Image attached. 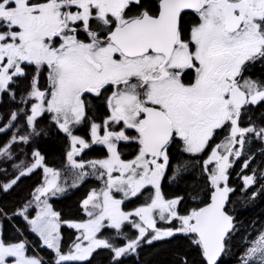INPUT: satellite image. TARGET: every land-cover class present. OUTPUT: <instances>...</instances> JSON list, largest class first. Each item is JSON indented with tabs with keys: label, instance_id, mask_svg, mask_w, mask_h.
I'll list each match as a JSON object with an SVG mask.
<instances>
[{
	"label": "snow or ice",
	"instance_id": "6c2138e0",
	"mask_svg": "<svg viewBox=\"0 0 264 264\" xmlns=\"http://www.w3.org/2000/svg\"><path fill=\"white\" fill-rule=\"evenodd\" d=\"M133 6L137 12L129 15ZM189 12L197 18L190 27L185 20ZM81 33L85 39L79 38ZM258 60H264V0H158L155 8L142 0H0V92L8 91L14 77L27 75L25 66H35L28 98L38 102L32 104L27 123L34 126L38 116L51 113L52 121L71 139L67 158L73 168L84 169L85 164L74 157L90 147L84 138L73 135L72 128L88 119L92 104L88 98L103 97L108 108L102 123L90 124L91 142L106 146L108 156L87 162L93 169L105 170L101 177L107 176L105 187L82 202L89 219L61 221L60 213L41 199L49 192L55 196L65 191L57 184L59 173L49 167H44L45 184L35 190L39 209L35 217L28 215L33 202L20 210L30 230L55 250L54 264L87 261L99 248L110 249L116 260L135 251L149 230L155 235L148 243L177 232L194 234L193 243L201 247L206 264H218L235 227L225 210L234 191L228 186L229 156L242 155L234 146L243 147L246 134L264 138V128L239 126L242 109L264 103V83L249 78L241 84L238 79L248 64ZM44 68L48 87L41 90L39 76ZM109 89L111 94L105 96ZM16 118L13 113L12 120ZM227 125L231 127L226 141L204 161L212 185L209 201L179 215L181 198L165 199L160 187L170 145L179 138L185 152L200 153L215 131ZM19 139L27 142L28 137ZM122 141L137 145L134 159L121 158ZM15 142L14 136L0 154L8 153ZM221 148L226 154H220ZM32 155L34 163L0 185L4 191L42 166L45 157L39 151ZM213 163L215 167L209 168ZM243 180L247 187L255 183V176ZM147 185L154 187V196L134 212L123 211V200L112 194L115 189L125 199L135 197ZM157 212L161 220L178 219L181 226L157 229ZM133 216L140 221L132 222L139 232L137 239L114 247L97 237L105 221L119 230ZM62 223L80 230L67 254L61 252ZM25 252V242L0 240V264H8L9 259L12 264H42ZM257 254L259 264H264V234L248 249L242 264H250Z\"/></svg>",
	"mask_w": 264,
	"mask_h": 264
},
{
	"label": "trees",
	"instance_id": "16d2710c",
	"mask_svg": "<svg viewBox=\"0 0 264 264\" xmlns=\"http://www.w3.org/2000/svg\"><path fill=\"white\" fill-rule=\"evenodd\" d=\"M251 79L264 83V60H258L250 67ZM26 76L14 77L8 91L0 94V148L9 145L8 153L0 154V185L10 183L26 167L34 163L33 152L40 151L45 157L44 164L59 169L61 175L69 174L67 153L71 149V139L52 121L51 113L38 116L34 126L27 123L31 115V106L35 98H28L31 91L32 77L36 73L35 66H25ZM39 87H48L47 69L41 70ZM22 97L24 100H22ZM100 104V103H99ZM103 104V103H102ZM101 104V106H102ZM95 107H92V114ZM16 113V120L12 114ZM242 114V125L254 126L257 130L264 128V103L250 105L248 111ZM94 115V114H93ZM11 123V127H6ZM21 136H27V142L21 141ZM91 139L89 135H83ZM137 145L127 144L126 150L120 145L121 157H132ZM242 155L228 169L230 194L226 209L234 216V230L226 240V249L218 264H242L249 248L264 232V138L255 133L245 137L243 147L239 145ZM108 156L107 148L95 144L85 149L79 158L83 160L99 159ZM245 161L248 167H244ZM254 175L255 183L245 186L243 177ZM43 167H38L32 173L22 176L10 189L4 191L0 187V227L3 241L7 244L25 242L29 254H37L42 264H54L55 250L44 245L42 238L30 230V226L20 210L32 202L35 190L45 182ZM73 176V175H72ZM75 185V186H73ZM101 187V180L87 177L82 180L74 179L63 194L50 199L56 212L60 213L61 221H82L87 214L82 208V202L90 192ZM150 187L143 189L137 196L125 201L123 209L128 211L139 205L147 204L150 199ZM212 185L208 173L204 169V156L189 154L184 151L183 144H175L171 148V163L163 178L161 192L165 199L181 198L177 205L180 215L188 214L191 210L202 207L209 201ZM150 194V195H149ZM255 194V195H254ZM37 208L28 209L29 218H33ZM160 222L159 225H162ZM61 252L66 253L77 240L78 231L68 224L61 226ZM100 235L107 236L115 247L136 238L138 231L130 223H125L122 230L103 228ZM143 238L132 253H127L114 260L110 249H96L87 261H64L61 264H206L200 246L193 243L194 234L177 232L171 237H162L148 243ZM250 264H259L257 257L250 258Z\"/></svg>",
	"mask_w": 264,
	"mask_h": 264
},
{
	"label": "rangeland",
	"instance_id": "374dc122",
	"mask_svg": "<svg viewBox=\"0 0 264 264\" xmlns=\"http://www.w3.org/2000/svg\"><path fill=\"white\" fill-rule=\"evenodd\" d=\"M2 92H0V94H1ZM38 101L36 100V102L35 103H37ZM52 115V114H51ZM243 127H252L250 124L248 125H243L242 126V128ZM254 127V126H253ZM255 128V127H254ZM101 135H103V132L101 131V133H100ZM73 135H74V132H73ZM77 136V135H76ZM246 136H248V134H246ZM79 137H82V136H79ZM82 138H84V137H82ZM89 144H90V142H91V139L90 140H88V139H86V138H84ZM226 140H221V141H219V142H217V144H215V145H212L211 146V148H210V150H209V153H208V156L205 158V161L208 159V157L210 156V154H211V152H212V150H213V148L216 146V145H221V144H223L224 142H225ZM93 145H95V144H93L92 142H91V144H90V147L91 146H93ZM98 145H100V144H98ZM77 147H79V145H77ZM106 147V146H105ZM87 149V148H86ZM239 149V148H238ZM85 150V149H84ZM83 150V151H84ZM39 151V150H38ZM70 151H71V149H70ZM82 151V152H83ZM219 152H220V154H223V148H221V149H219L218 150ZM40 152V151H39ZM82 152H80L78 155H76L75 157H74V159L76 160V162L77 163H84L85 164V167H84V169H77V168H73L72 167V165H71V163L69 162V160H68V168L69 169H71V171H70V173L69 174H66V175H63V177H62V175H61V171L58 169H54V168H52V167H49V166H46L45 164H44V161H43V164H42V166H40V167H43V169H44V167H49V168H52L53 170H55V171H57L58 173H59V176L56 178L57 179V184L59 185V186H61V187H63L64 189H65V191H67V188H68V186L70 185V184H73V181H74V179L75 180H77V182L79 181V180H82V179H84V178H87V177H94V178H97V179H99V180H101V187L99 188V189H94L96 192H100L104 187H105V182H106V180H107V176L106 175H104L103 177H101V175H100V173L101 172H104L105 170L104 169H101V168H99V167H97L96 169H93L87 162L88 161H93V160H103V159H106L107 157H104V158H99V159H90V160H83V159H81V158H79V156L81 155V153ZM40 154L42 155V153L40 152ZM43 156V155H42ZM135 158V157H134ZM134 158H129V159H124V160H126V161H129V160H132V159H134ZM238 157H233V159L231 160V166H233L232 164H234L235 163V161H236V159H237ZM123 159V158H122ZM215 167V166H214ZM213 167V168H214ZM229 169H231V167H229ZM82 172H84V173H87V175H84V176H81V173ZM73 175V176H72ZM113 175H118V173H113ZM227 175H228V186L230 187V173H229V171H227ZM49 178H51L50 176H49ZM161 182V181H160ZM45 184V182L43 183V185ZM42 185V186H43ZM148 186V185H147ZM41 187V186H40ZM146 187V186H145ZM231 188V187H230ZM145 189V188H144ZM94 190H92L91 192H90V194L94 191ZM143 190V189H142ZM142 190H141V192H142ZM64 191V192H65ZM64 192H62V193H57V195H55V196H58V195H61V194H63ZM154 192H155V189H154V187H152L151 189H150V194L152 195V197L154 196ZM89 194V195H90ZM112 194H113V196L116 198V199H121V200H123V203L125 202V201H127V200H129V199H131V198H133V197H130V198H127V199H125L124 197H123V194L122 193H119V192H116L115 191V189H113V192H112ZM149 194V195H150ZM88 195V196H89ZM138 195V194H137ZM52 197H54L52 194H51V192H49L48 194H46L45 196H42L41 197V199L42 200H47V202L49 203V204H51V202H50V199L52 198ZM151 200V199H150ZM32 202H33V204H32V206H35L36 207V205H35V203H34V198H33V200H32ZM123 203L121 204V209L123 210V211H125V212H134L135 211V209H137V208H139V207H142V206H144V205H139V206H137L136 208H134V209H132V210H128V211H126V210H124L123 209ZM150 203V202H149ZM52 206V205H51ZM37 208V207H36ZM53 208V207H52ZM54 210V209H53ZM37 211H39V209L37 208ZM55 211V210H54ZM178 211V210H177ZM192 211V210H191ZM190 211V212H191ZM180 215V214H179ZM185 215H187V214H185ZM35 217V216H34ZM33 217V218H34ZM89 219V217L87 216V218L85 219V220H82V221H69V222H83V221H86V220H88ZM154 219L156 220V228L157 229H160V230H168V229H176V228H179L180 226H181V224H180V221L178 220V219H173V220H171V221H169L168 219H165V220H161L160 218H159V214H158V212L157 213H154ZM136 222V223H139L140 221H139V218L138 217H135V216H133V217H131L130 218V220L129 221H126L125 223H130L131 225H132V222ZM160 222H163V224L162 225H159L160 224ZM124 223V224H125ZM62 224H64V223H62ZM62 224H61V226H62ZM107 224H108V222L107 221H105V227L106 228H110V229H114V228H111V227H108L107 226ZM123 224V225H124ZM123 225H122V227H121V229H116V230H118V231H120V230H122V228H123ZM104 227V228H105ZM60 229H61V227H60ZM103 229V228H102ZM101 229V230H102ZM77 231H78V236L80 235V230H78V229H76ZM138 231V230H137ZM101 232V231H100ZM100 232L97 234V237L98 238H100V239H107L108 241H109V243H111L110 242V240H109V238L107 237V236H102V235H100ZM262 234H264V232L262 233ZM153 235H155V232L153 231V230H149L148 232H147V234H146V236L144 237V238H148L147 240H151V238H152V236ZM60 236H61V230H60ZM139 236V232H138V235H137V237ZM261 236V235H260ZM137 237L136 238H133V239H130V240H134V239H137ZM259 239V238H258ZM257 239V240H258ZM0 240H2L3 241V236H2V228L0 227ZM130 240H128V241H126L124 244H121V245H118V246H115V247H123V246H125ZM142 240V239H141ZM140 240V241H141ZM4 242V241H3ZM23 242V241H22ZM77 242V240L74 242V243H76ZM5 243V242H4ZM16 243H19V242H16ZM74 243L72 244V246H71V248H70V250H72V248H73V245H74ZM86 243V242H85ZM5 244H7V243H5ZM12 244V243H11ZM60 244H61V241H60ZM139 244V243H138ZM137 244V245H138ZM253 247V246H252ZM136 249H137V247H136ZM135 249V250H136ZM54 250V249H53ZM69 250V251H70ZM68 251V252H69ZM68 252H66V253H64V254H67ZM132 252H134V251H129L128 253H132ZM63 253V252H62ZM25 254L27 255V256H29V257H36V258H39V259H41L39 256H37V254H29L28 253V250H27V247H26V252H25ZM127 254V253H126ZM257 258H258V254H257V256H256ZM57 259V258H56ZM42 261V260H41ZM8 264H12V260L11 259H9V261H8Z\"/></svg>",
	"mask_w": 264,
	"mask_h": 264
},
{
	"label": "flooded vegetation",
	"instance_id": "af4514ba",
	"mask_svg": "<svg viewBox=\"0 0 264 264\" xmlns=\"http://www.w3.org/2000/svg\"><path fill=\"white\" fill-rule=\"evenodd\" d=\"M144 2H149V3H151L152 5H153V8H155L156 7V5H157V3H158V0H142V3H144ZM137 12V9L133 6V7H131L129 10H128V14L129 15H134L135 13ZM185 20L187 21V25L190 27L191 26V24H193V23H195V22H197V18L195 17V15L193 14V13H191V12H189V13H187V15L185 16ZM80 39H85V35L83 34V33H81V35H80V37H79ZM253 65V63H250V64H248L247 66H246V69H245V71L242 73V76L241 77H239L238 79H239V82L241 83V84H243V81L245 80V79H251V70H250V67ZM189 78H191V73L189 74V77H186L185 79L187 80V79H189ZM111 91H112V89H109V91L107 92V93H105V96H107V95H110L111 94ZM89 100H91L92 101V104H91V107H90V109L88 110V113H87V115H88V119H86L85 121H83L81 124H79V125H74V126H72V128H73V132H74V135H77V136H82V137H84V138H86L85 136H83V135H89V137H91V133H90V124H91V122H95V123H102V121L107 117V115H108V108H107V104H106V102H105V100H104V98L103 97H101V98H99V99H95V98H93V97H89L88 98ZM100 103V104H99ZM103 103V104H102ZM101 104H102V106H101ZM92 107H95V109H94V115L92 114ZM249 107H250V105L249 106H246V108H244V109H242V114H244L243 112L244 111H248L249 110ZM242 114H241V119H240V127H242L243 125V123L245 122H243V120H242ZM230 125H228V126H225V127H223L222 129H217L216 131H215V133H214V135H213V137H212V139L210 140V142H209V145L205 148V150L204 151H202V152H200V153H189V154H200V155H202V156H204V161H205V158L208 156L207 154L209 153V150H210V148H211V146L212 145H215V144H217V142H219V141H221V140H226V138L229 136V134H230ZM229 131H228V130ZM225 130V131H224ZM77 131V132H76ZM225 134H224V133ZM222 133V134H221ZM130 134H135L134 132L133 133H130ZM224 135V136H223ZM179 140V141H178ZM176 141V142H175ZM175 141L170 145V147H169V150H168V154H169V165H170V163H171V148L172 147H174V145L175 144H183V141L182 140H180L179 138H176L175 139ZM123 145V150L125 151L126 150V148H125V146L127 145V144H134V143H128V142H120V144H119V150H120V145ZM104 146V145H103ZM235 148H239V145H235L234 146ZM137 151H138V149H137V147H136V149H135V151H134V153L132 154V157L131 158H134L135 156H136V154H137ZM225 154V152L223 151V154H221V155H224ZM135 155V156H134ZM207 155V156H206ZM233 157H234V155L233 156H231L230 157V163H231V160L233 159ZM122 158V157H121ZM130 158V159H131ZM169 165H168V167L166 168V170H165V174H166V172H167V170H168V168H169ZM233 165V164H232ZM215 166V163H213L212 165H210L209 166V168H213ZM205 169V168H204ZM228 171V170H227ZM165 174H164V176H165ZM164 176L161 178V182H160V187H161V184H162V181H163V178H164ZM148 187H150V188H152L153 186H150V185H148V186H146L145 188H148ZM143 191V190H142ZM152 198V195L150 196V199ZM150 199H149V201L147 202V203H149L150 202Z\"/></svg>",
	"mask_w": 264,
	"mask_h": 264
},
{
	"label": "water",
	"instance_id": "95a60500",
	"mask_svg": "<svg viewBox=\"0 0 264 264\" xmlns=\"http://www.w3.org/2000/svg\"><path fill=\"white\" fill-rule=\"evenodd\" d=\"M225 154H226V153H225ZM230 157H231V156H229V161H230ZM229 198H230V193H229ZM228 201H229V199H228ZM227 203H228V202H227ZM227 203H226V205H227ZM226 205H225V210H226V212L234 218V216H233L230 212L227 211V209H226ZM203 206H204V205H203ZM203 206H202V207H203ZM233 223H234V220H233ZM225 249H226V245H225ZM224 252H225V250H224ZM224 252L221 254L220 257H218V263H219L220 259L222 258Z\"/></svg>",
	"mask_w": 264,
	"mask_h": 264
},
{
	"label": "bare ground",
	"instance_id": "6f19581e",
	"mask_svg": "<svg viewBox=\"0 0 264 264\" xmlns=\"http://www.w3.org/2000/svg\"><path fill=\"white\" fill-rule=\"evenodd\" d=\"M228 126V125H227ZM228 130V129H227ZM225 131V130H224ZM229 131V130H228ZM77 132V131H76ZM224 133V132H223ZM222 134V133H221ZM225 134V133H224ZM224 136V135H223ZM91 138V137H90ZM89 140V139H88ZM179 141V140H178ZM176 142V141H175ZM90 144H91V142H90ZM179 145H180V143H179ZM138 149V148H137ZM208 155V154H207ZM206 155V156H207ZM135 156V155H134ZM231 195V194H230ZM143 239V238H142ZM38 256V255H37Z\"/></svg>",
	"mask_w": 264,
	"mask_h": 264
}]
</instances>
